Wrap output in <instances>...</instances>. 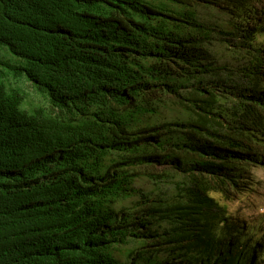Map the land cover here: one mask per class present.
Returning <instances> with one entry per match:
<instances>
[{
	"label": "trees",
	"instance_id": "trees-1",
	"mask_svg": "<svg viewBox=\"0 0 264 264\" xmlns=\"http://www.w3.org/2000/svg\"><path fill=\"white\" fill-rule=\"evenodd\" d=\"M257 166L264 0H0V264H264L210 195Z\"/></svg>",
	"mask_w": 264,
	"mask_h": 264
},
{
	"label": "rangeland",
	"instance_id": "rangeland-1",
	"mask_svg": "<svg viewBox=\"0 0 264 264\" xmlns=\"http://www.w3.org/2000/svg\"><path fill=\"white\" fill-rule=\"evenodd\" d=\"M151 1V0H147ZM202 16H206V10L199 11ZM228 17L223 16L219 12H214L212 20L210 23L215 25H221L225 30H230L231 26L228 25ZM259 40L263 39V36H258ZM228 40V38H227ZM213 50L216 56V65L220 67L221 72L224 77H228L230 72L234 71V78L239 79L238 77V61L237 56H240V53H236V49L233 44H230L228 50V42L222 40H215ZM10 60L16 61V59L7 56ZM214 82V81H213ZM219 85V84H218ZM223 84H220L216 89L223 87ZM225 92V91H224ZM229 106L228 101L225 103V107ZM164 117L166 120L182 119L187 118L186 113L181 110V108L172 106L163 110ZM157 171V170H156ZM249 189L248 191L236 192L232 191V199H226L220 193H211L210 195L223 207L227 209V212L230 216L242 223L243 227H249V229L254 228L257 236H264V166L250 167L247 169V174L245 175ZM182 181V177H174L172 182L168 183L167 190L163 192L167 194L168 192L174 194L177 192V188L173 184L176 181ZM140 188L145 190H151L152 185L145 181L137 185Z\"/></svg>",
	"mask_w": 264,
	"mask_h": 264
},
{
	"label": "clouds",
	"instance_id": "clouds-1",
	"mask_svg": "<svg viewBox=\"0 0 264 264\" xmlns=\"http://www.w3.org/2000/svg\"><path fill=\"white\" fill-rule=\"evenodd\" d=\"M9 87L17 89L14 85H11V84H9ZM23 93H24L23 95L26 97V99H29L30 101L37 102L35 94L33 91L32 92H23Z\"/></svg>",
	"mask_w": 264,
	"mask_h": 264
}]
</instances>
